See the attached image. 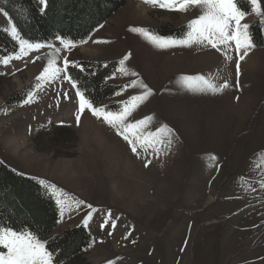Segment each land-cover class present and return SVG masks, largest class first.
<instances>
[{
	"label": "rangeland",
	"instance_id": "374dc122",
	"mask_svg": "<svg viewBox=\"0 0 264 264\" xmlns=\"http://www.w3.org/2000/svg\"><path fill=\"white\" fill-rule=\"evenodd\" d=\"M118 1L121 7L85 39L88 43L63 50L57 64L62 67L66 56L73 61H118V69L119 61L131 53L126 67L139 74L153 95L128 119L152 116L148 130L167 124L175 132L174 143L159 155L138 149V156L91 112L86 110L77 124L78 98L63 79L45 85L33 103L24 104L52 52L48 45L62 47L55 37L20 60L0 64V164L36 180L54 196L58 209L50 231L37 237L47 241L80 225L87 231L88 244L54 264H264V189L259 185L264 179V16L253 13L248 0H239L246 11L242 23L250 25L252 34L258 28L261 41L255 33L257 46L241 61L237 88L234 52L229 61L210 46L160 49L129 30L145 27L181 39L199 9L178 12L142 0ZM260 5L264 13V0ZM37 6L43 7L40 0ZM4 13L0 29L13 37L14 24ZM14 39L16 50L0 52V59L19 51ZM115 73L104 84L123 86L136 79ZM196 74L212 76L216 83L228 79L232 86L216 94L190 91L180 78ZM142 91L139 86L119 89V95L94 104L121 103ZM63 92L69 93L68 99ZM64 112H69V121L62 120ZM146 161H151L147 167ZM58 198L65 209L60 223ZM79 200L85 203L77 207ZM109 210L116 226L105 224L102 229ZM90 211L86 227L82 221Z\"/></svg>",
	"mask_w": 264,
	"mask_h": 264
},
{
	"label": "snow or ice",
	"instance_id": "6c2138e0",
	"mask_svg": "<svg viewBox=\"0 0 264 264\" xmlns=\"http://www.w3.org/2000/svg\"><path fill=\"white\" fill-rule=\"evenodd\" d=\"M142 2L154 8L159 7L160 9L169 11L187 12L189 9H199L200 14L187 22L188 31L181 39L164 37L156 34L153 29L145 27H131L129 30L143 35L155 47L160 49H167L174 46H210L222 52L225 59L229 61L233 59L232 53L234 52L236 57L235 87H241L239 81L241 61L245 60L257 45L250 31V25L242 23L246 16V11L240 5L239 0H142ZM248 2L251 5V11L253 13L258 16H264V13L261 12L260 0H248ZM40 3L44 7L47 6V0H40ZM3 11V9H0V12ZM4 14L7 15L6 12ZM261 23L264 24V20ZM10 31L11 35L19 40V51L14 56H5L0 59V64L8 65L12 60H20L22 57L27 56L29 51L42 47L39 43H30L20 38L15 26H11ZM55 39L60 41L62 47L48 45L52 49V52L49 54L47 63L43 66L39 75L35 77L36 83L34 88L26 93V98L23 99L24 104L33 103L38 93L44 91L45 85H51L57 80L63 79L68 81L71 87L75 89V95L78 98V107L75 112L77 124L80 123L81 115L86 110L91 112L93 116L102 118L105 123L114 128L117 134L130 145L131 151L138 156V149H142L149 155L153 153L159 155L172 147L175 132L167 124H161L155 131H150L148 130V126L153 120L152 116H146L132 122L128 119L141 103L153 95V89L139 79V74L126 67L125 62L129 60L131 53L126 54L119 61L120 67L117 71L124 76L130 75L136 77V79L123 85L121 92L137 86L141 87L143 91L140 94L130 96L126 101H121V110L112 112L107 110V106H96L89 98L87 89H84L77 80L68 74V66L70 64L81 67L83 70V66L78 61L70 60L65 56L63 58V66L61 67L57 64V60L60 59V53L63 50H70L76 44L72 40L65 39L62 35H56ZM99 42L93 41V43ZM79 43L86 44L88 41L81 40ZM36 59H41V57H36ZM115 74L113 73V75ZM180 82L190 91L211 92L213 94L223 92L232 86L228 79H225L223 83H216L214 77H205L201 74L183 75L180 78ZM115 94L119 95L120 93ZM60 95L64 99L69 98L68 92H63ZM4 111H7V109L5 108ZM212 159H215V156ZM150 162L146 161L145 167ZM259 185L264 189V179L259 181ZM48 188L54 189L55 185H48ZM75 203L79 207L85 202L79 200ZM57 204L60 206L61 217L57 223H60L64 216V201L58 198ZM87 207L92 209V211H96L90 204ZM92 211L88 212L82 221L86 227L92 217ZM105 224H110L113 228L116 226V220L112 219L111 210H109L104 223L100 227L103 229ZM111 234L109 232V235ZM128 235L130 236L131 233ZM46 243V241H42L31 231L17 230L6 225L0 226V264H54L53 252L49 251ZM107 264H114V262L109 260Z\"/></svg>",
	"mask_w": 264,
	"mask_h": 264
},
{
	"label": "trees",
	"instance_id": "16d2710c",
	"mask_svg": "<svg viewBox=\"0 0 264 264\" xmlns=\"http://www.w3.org/2000/svg\"><path fill=\"white\" fill-rule=\"evenodd\" d=\"M39 0H0L2 7L17 29L20 38L33 43H46L56 35L79 43L85 40L121 7L118 0H47L46 7H38ZM163 29V28H162ZM261 41L258 28H254ZM169 31V28L167 29ZM164 31V30H162ZM165 32V31H164ZM17 40L0 29V52H14ZM81 67L68 66V74L87 89L89 98L98 103L119 91L122 86L104 84L117 71L118 61L79 60ZM114 112L121 103H111ZM58 217L54 196L36 180L14 172L0 164V226L31 231L43 236L50 231ZM83 226L67 229L60 237L47 239L46 247L53 260L64 262L77 255L89 242Z\"/></svg>",
	"mask_w": 264,
	"mask_h": 264
},
{
	"label": "bare ground",
	"instance_id": "6f19581e",
	"mask_svg": "<svg viewBox=\"0 0 264 264\" xmlns=\"http://www.w3.org/2000/svg\"><path fill=\"white\" fill-rule=\"evenodd\" d=\"M63 106H64V104H61L60 105V108H59V110H57L56 111V115H60V112H62V109H63ZM42 108H43V106H42ZM65 108V107H64ZM53 111V110H52ZM87 115V114H86ZM85 115V116H86ZM58 117V116H57ZM88 118V117H87ZM66 120V121H69L70 119H71V116H70V114H69V112H64V114H63V118H62V120ZM73 119V118H72ZM85 119H86V117H85ZM74 121V120H73ZM90 127H91V125H90ZM90 131H92L93 133V135H94V137L97 135L98 136V134H96V132H95V129L92 127V128H90ZM98 138H99V136H98Z\"/></svg>",
	"mask_w": 264,
	"mask_h": 264
}]
</instances>
